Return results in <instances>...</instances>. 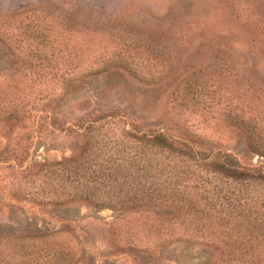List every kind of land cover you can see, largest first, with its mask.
<instances>
[{
  "label": "trees",
  "instance_id": "trees-1",
  "mask_svg": "<svg viewBox=\"0 0 264 264\" xmlns=\"http://www.w3.org/2000/svg\"><path fill=\"white\" fill-rule=\"evenodd\" d=\"M54 2L30 8L17 22L0 20V122H30L79 143L60 157L28 163L19 145L11 193L37 209L16 219L17 231L0 235V264H96L74 232L104 207L138 211L112 231L114 246L133 256L165 257L168 242L182 241L211 247L207 264H264V165L211 147L192 128L200 122L195 116L226 120L243 150L264 159V91L234 72L202 68L169 91L172 133L129 119L113 104L65 120L57 106L87 78L120 71L154 83L178 56L161 38L83 16L75 2ZM147 104L136 102L141 110ZM37 105L43 113L32 114ZM60 234L67 237L58 240Z\"/></svg>",
  "mask_w": 264,
  "mask_h": 264
},
{
  "label": "rangeland",
  "instance_id": "rangeland-1",
  "mask_svg": "<svg viewBox=\"0 0 264 264\" xmlns=\"http://www.w3.org/2000/svg\"><path fill=\"white\" fill-rule=\"evenodd\" d=\"M53 1L40 4L42 0H0V20L17 22L30 8L53 6L56 4ZM69 1L79 4L78 13L83 16L89 13L99 15L104 23L111 22L147 37L165 40V46L175 52L178 59L174 67L165 69L166 75L154 83H146L120 71L87 78L82 86L74 80L78 87L72 88L57 106V113L65 120L88 114L86 112L91 108L95 112L113 104L129 119L172 133L176 124L167 112L169 91L187 73L202 68L219 67L226 73L234 72L240 82H249L255 89L264 91V0ZM3 68L1 65L0 71ZM163 72L162 69L157 78ZM140 99L147 100V108L141 110L136 105ZM40 107H32L31 113H43ZM193 120L200 121L192 125L194 131L202 134L211 147L226 148L240 161L264 165L261 156L243 150L241 139L235 129L225 125L226 120L217 123L211 117L201 121L196 116ZM78 143L79 137L48 128L36 131L30 122L19 121L14 126L0 122V149L7 150L5 156L0 155V235L17 231L16 227L22 223L16 219L37 209L33 202L11 193L10 186L18 177L15 153L20 151L19 145L26 146L27 150L20 157L28 163L33 159L60 157ZM23 183L27 186L29 182ZM81 211L85 208L81 207ZM136 213L138 211L104 207L94 213L97 218L87 216L81 219V227L76 228L74 234L86 251L94 254L96 264H200L205 257L215 254L211 247L182 241L168 242L163 249L165 257L160 258L133 256L125 248L117 249L112 231L122 228L126 219ZM66 237L60 234L58 240Z\"/></svg>",
  "mask_w": 264,
  "mask_h": 264
}]
</instances>
